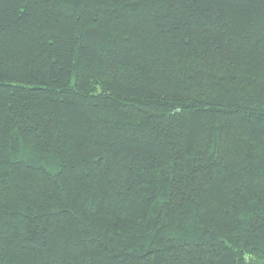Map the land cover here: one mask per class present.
<instances>
[{
    "label": "trees",
    "instance_id": "trees-1",
    "mask_svg": "<svg viewBox=\"0 0 264 264\" xmlns=\"http://www.w3.org/2000/svg\"><path fill=\"white\" fill-rule=\"evenodd\" d=\"M0 264H264V0H0Z\"/></svg>",
    "mask_w": 264,
    "mask_h": 264
}]
</instances>
